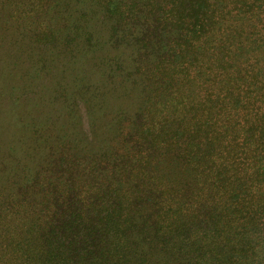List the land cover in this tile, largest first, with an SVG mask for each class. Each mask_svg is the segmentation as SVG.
I'll return each mask as SVG.
<instances>
[{"label": "trees", "instance_id": "obj_1", "mask_svg": "<svg viewBox=\"0 0 264 264\" xmlns=\"http://www.w3.org/2000/svg\"><path fill=\"white\" fill-rule=\"evenodd\" d=\"M79 2L113 27L175 31L141 112L149 151L97 182L68 148L55 177L37 172L41 197L4 163L0 264H264V0ZM2 4L24 7L38 41L59 39L47 19L68 22L69 1Z\"/></svg>", "mask_w": 264, "mask_h": 264}, {"label": "rangeland", "instance_id": "obj_2", "mask_svg": "<svg viewBox=\"0 0 264 264\" xmlns=\"http://www.w3.org/2000/svg\"><path fill=\"white\" fill-rule=\"evenodd\" d=\"M65 1L66 26L45 21L56 27L54 42L36 39L24 7L0 6V185L7 163L36 197L49 185L34 183L37 172L56 175L54 164L68 148L83 156L80 176L93 160L97 182L99 175L120 178L130 156L149 151L139 135L150 79L179 45L169 27L158 38L152 22L113 27L93 3ZM84 12L91 20L81 27Z\"/></svg>", "mask_w": 264, "mask_h": 264}]
</instances>
